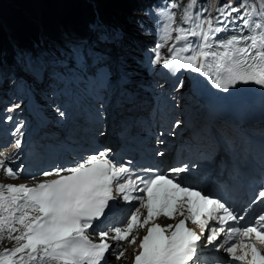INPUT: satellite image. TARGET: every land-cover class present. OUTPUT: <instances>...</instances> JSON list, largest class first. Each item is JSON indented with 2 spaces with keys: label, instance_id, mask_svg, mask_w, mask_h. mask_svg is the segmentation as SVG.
<instances>
[{
  "label": "snow or ice",
  "instance_id": "6c2138e0",
  "mask_svg": "<svg viewBox=\"0 0 264 264\" xmlns=\"http://www.w3.org/2000/svg\"><path fill=\"white\" fill-rule=\"evenodd\" d=\"M195 6L196 0H188L180 24L176 23L173 11L177 4L158 11L163 22L160 37L163 43L156 44L152 64L160 62V49L174 39L175 43L168 49L171 57L163 59V67L173 69V74L181 68L199 73L223 92L238 84L251 83L264 88V7L256 12L245 3L238 7L225 5L230 12L221 11V16L244 9L236 18L242 23L235 30L238 34L217 40L227 28L217 26L218 20L214 23L211 17H204L203 11L194 13ZM106 39L102 31L98 32V41ZM22 128L23 125L17 127L13 135L22 136ZM20 146L17 139L15 147ZM0 171L6 178H18L4 158H0ZM186 171L187 166H182L169 169L168 176L134 177L127 166H117L107 151H100L76 166L43 173L57 179L35 186L0 183V248L3 249L0 264H110L109 256H114L118 264L126 255V251L118 249L125 247L124 242L128 246L135 244L137 230L145 229L158 217L174 220L177 215L183 218L175 224L151 223L146 228L133 264H233L235 261L264 264V253L251 239L264 243V214L255 221L258 227L231 226L229 221L244 217L238 218L219 199L182 184L181 174ZM117 197L128 203L139 201V206L131 210L126 223L97 232L98 239L93 240L89 230L97 227L94 222L105 218L109 202ZM253 202H264V189ZM187 221L199 228V233L188 227ZM212 222L219 226L212 227ZM206 230V243L202 244ZM221 234L226 239L217 244ZM237 237L247 239L236 240ZM5 241L15 243L8 248ZM209 246L216 252L227 253L230 259L213 257ZM238 248L242 255H237ZM249 255L251 259L246 260Z\"/></svg>",
  "mask_w": 264,
  "mask_h": 264
},
{
  "label": "rangeland",
  "instance_id": "374dc122",
  "mask_svg": "<svg viewBox=\"0 0 264 264\" xmlns=\"http://www.w3.org/2000/svg\"><path fill=\"white\" fill-rule=\"evenodd\" d=\"M33 1V2H31ZM35 0H0V18L2 20H4L5 24L0 23V25L3 26L4 30L6 31L7 35H5L7 42L9 43V37L17 39V35H15L17 33L18 28H21L22 26H18L19 23H22L23 19L20 18L19 16H13L12 12L13 11H17L19 10V8H23L22 11H20L21 14H23L22 16L26 17L25 19L28 21H32L34 22V24L32 25L31 23V28H33L36 33H38V31L43 29V23L39 22V11H38V5L37 3H34ZM44 1V0H43ZM56 3H58V6L60 7V5L62 6V9H68L71 5L73 4H79L80 0H55ZM107 1V0H106ZM110 2H104V4L102 5V9L103 8H111L108 7L110 4H113V2H111L112 0H109ZM258 1V3L264 5V0H256ZM93 2H96V0H87V4L91 5L93 4L89 9V13L90 12H94L97 11V7L99 2H96L97 5L95 6ZM81 6V4H80ZM83 7H85V5H83ZM96 7V8H95ZM9 10L11 11L9 13ZM94 18V17H93ZM157 18V26L155 27H151L150 30L147 31H141L138 30L137 28L131 26H128L124 35H130L132 36L134 39H137L139 41V44L141 46H148L150 49V57L149 59H146L145 62L147 63V68L149 69L150 65L152 64V60L155 59V47L157 43H163V41L161 40V28H162V21L159 20V17ZM37 19V20H36ZM88 21H92V17L88 18ZM110 26H112V24H110ZM108 27L107 22H106V28ZM187 27V25L185 26ZM113 31V30H112ZM110 33V37L112 38V33L109 31ZM18 34V33H17ZM38 35H41L40 33H38ZM175 34H173L174 37ZM35 42L37 40V42L40 43L41 41V45L45 46L47 45V43L51 44V41L49 37L46 38H40L38 36V38H34ZM6 42V43H7ZM175 43L174 39L173 40H169L166 44H164V46L160 49L161 52V60L158 63L159 66L161 63H163V59L165 58H170L172 53H170L168 51L169 48H171L173 46V44ZM86 44H88V40L86 42ZM179 47V45H177ZM109 51V50H108ZM111 54L110 56L113 57L112 50L109 51ZM132 55H135L137 57H141L143 54L141 51H134L131 53ZM186 54V53H184ZM19 60V69H23L25 67V64L23 62V59L21 58L20 53H18V58ZM69 70V68H67ZM170 72L173 74V69H170ZM191 71L190 70H185L183 68H181L179 71H176L174 75H177V83L179 84L182 80L183 77L188 78V76L190 75ZM182 92H183V100H188L189 103L191 102V99L188 98L186 91V83L184 82L183 87H182ZM54 101V105H59V112H57V114H61L62 118H64L70 110V106H66L64 103V99L62 95H58V97L52 99ZM195 105V104H194ZM67 109V111H66ZM13 109H11V106H9L7 109H3L4 111V121L7 120L8 117H15V111L11 112ZM55 110H57V108H55ZM51 113H54V111H52ZM56 114V115H57Z\"/></svg>",
  "mask_w": 264,
  "mask_h": 264
},
{
  "label": "trees",
  "instance_id": "16d2710c",
  "mask_svg": "<svg viewBox=\"0 0 264 264\" xmlns=\"http://www.w3.org/2000/svg\"><path fill=\"white\" fill-rule=\"evenodd\" d=\"M140 0H113L114 3V7H111L110 5L108 7L111 8H103V13L109 18L113 17L119 21L123 20L124 16L122 15L123 13H129L131 12V10H133L135 8V6L138 4ZM178 0H172L170 4L172 3H176ZM201 3L202 0H200ZM40 7L42 8V13L44 16L50 17V18H57L59 17V19L57 21H55L53 24H48V25H43V29L40 31H38V33L40 32H46L48 34V32H50V34H55V33H60L61 30L64 28V26L67 25H71L72 27H75L78 24H81L80 27L82 26V23H84V21L86 19H88L89 17H93V11L89 13V11H84L81 9L80 6H76V4L71 5L69 7V9H63L64 10V14H61L58 16V14L56 13V8L58 7V3H56L55 0H40ZM169 4V5H170ZM59 9H57L58 13H63L62 12V6L60 5V7H58ZM168 8V6H167ZM111 10H113L112 14H110ZM109 15H108V14ZM69 18V19H65ZM31 28V23L30 26ZM78 31H80L78 29ZM38 33H36L35 30H20L18 32L17 35V39L19 40L17 43L20 42H24V44L29 45L35 53H32L33 57H38L40 54H42V51H39L35 48H33L32 45V38H36V36L38 35ZM5 35H7L6 31L4 30L3 26L0 25V49L3 47L4 42H7ZM10 37V36H8ZM8 43V42H7ZM12 54V52H11Z\"/></svg>",
  "mask_w": 264,
  "mask_h": 264
},
{
  "label": "bare ground",
  "instance_id": "6f19581e",
  "mask_svg": "<svg viewBox=\"0 0 264 264\" xmlns=\"http://www.w3.org/2000/svg\"><path fill=\"white\" fill-rule=\"evenodd\" d=\"M31 2H33V1H31ZM87 1L86 0H80V2H79V4H76V6L75 7H77V6H80V4H81V9L82 10H84V11H89L90 9V7L93 5V4H91V5H88L87 3H86ZM96 2H99V4H98V7L96 8L97 9V11L101 14L102 13V11H103V9H102V5L104 4V2H110L109 0H96ZM96 2H93L94 3V5L96 6L97 5V3ZM111 2H113V0L111 1ZM34 3H37V5H38V11H39V22H41V23H43V25H48V24H53L55 21H57L58 19H59V17H57V18H50V17H47V16H44L43 15V13H42V8L40 7V0H35L34 1ZM241 3H245L246 5H248V3H250V1L249 0H236V2H235V4H238V6L241 4ZM74 5V4H73ZM83 5H85V7H83ZM112 5V6H111ZM220 5H222V1H221V3H218V0H214V3H213V8H212V14H211V18L213 19V21H214V23H216V21L218 20V21H220V23L219 24H217V26H221V27H226L227 28V31L226 32H222L221 34H219L218 36H217V40H219V39H221V38H224L227 34H228V31H229V29H230V26H232V27H237L238 25H240L241 23H242V21H240L239 19H236L239 15H241L243 12H244V9H241L240 10V12H232L233 13V15H228V16H221L220 14H221V7H220ZM58 6V5H57ZM110 6L111 7H114V3L113 4H110ZM238 6H236V7H238ZM59 7V6H58ZM56 8V13L58 14V16L59 15H61V14H64V10L62 9V12L63 13H58L57 12V9H59V8ZM22 9L23 8H19V10H17V11H13L12 12V15L13 16H19V15H21V16H19L20 18H22L23 19V21H22V23H19V25L18 26H22L21 28H18V30H17V33L22 29V30H30V31H32V30H34L33 28H30L29 26H30V23H32V25L34 24V22H32V21H28V20H26L25 18L26 17H24V16H22L23 14H21L20 13V11H22ZM69 9V8H68ZM11 11L9 10V13H10ZM65 17V16H64ZM65 19H69V18H66L65 17ZM37 20V19H36ZM0 23H2V24H5V22H4V20H2L1 18H0ZM16 33V34H17ZM246 33L247 32H245L244 34L246 35ZM15 34V35H16ZM48 34L50 35V32H48ZM55 36H59L60 35V33H55L54 34ZM12 52V54H14V52L12 51V50H9V52L8 53H11ZM195 76L196 77H198V78H203V79H205V77H203L202 75H200L199 73H196L195 74ZM45 80H47V78H45ZM208 80V79H207ZM209 81V80H208ZM210 82V81H209ZM210 84H211V82H210ZM211 86H212V84H211ZM213 87V86H212ZM214 88V87H213ZM214 89H216V88H214ZM40 103H43V100L41 99L40 100ZM126 249H129L130 247L129 246H126L125 247ZM115 264H117V262L115 261L114 262ZM124 263V258L120 261V262H118V264H123Z\"/></svg>",
  "mask_w": 264,
  "mask_h": 264
}]
</instances>
